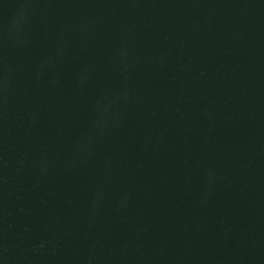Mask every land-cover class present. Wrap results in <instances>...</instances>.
Instances as JSON below:
<instances>
[{"label":"water","instance_id":"1","mask_svg":"<svg viewBox=\"0 0 264 264\" xmlns=\"http://www.w3.org/2000/svg\"><path fill=\"white\" fill-rule=\"evenodd\" d=\"M0 264H264V0H0Z\"/></svg>","mask_w":264,"mask_h":264}]
</instances>
